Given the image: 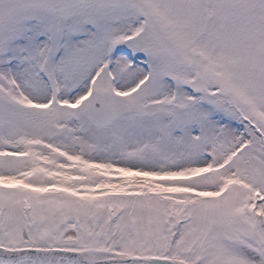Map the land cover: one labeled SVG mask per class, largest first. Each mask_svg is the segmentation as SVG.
<instances>
[{"label":"snow or ice","instance_id":"1","mask_svg":"<svg viewBox=\"0 0 264 264\" xmlns=\"http://www.w3.org/2000/svg\"><path fill=\"white\" fill-rule=\"evenodd\" d=\"M0 264H264V0H0Z\"/></svg>","mask_w":264,"mask_h":264}]
</instances>
